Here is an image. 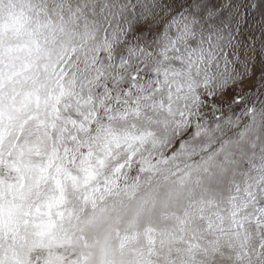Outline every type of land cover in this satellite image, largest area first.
<instances>
[{"label":"snow or ice","instance_id":"obj_1","mask_svg":"<svg viewBox=\"0 0 264 264\" xmlns=\"http://www.w3.org/2000/svg\"><path fill=\"white\" fill-rule=\"evenodd\" d=\"M0 264H264V0H0Z\"/></svg>","mask_w":264,"mask_h":264}]
</instances>
